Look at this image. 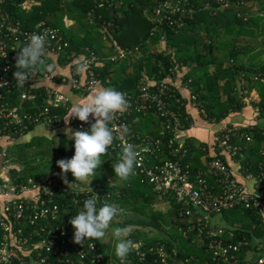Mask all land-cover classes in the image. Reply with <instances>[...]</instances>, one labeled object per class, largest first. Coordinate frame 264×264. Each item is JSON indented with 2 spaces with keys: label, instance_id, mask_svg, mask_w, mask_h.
<instances>
[{
  "label": "trees",
  "instance_id": "1",
  "mask_svg": "<svg viewBox=\"0 0 264 264\" xmlns=\"http://www.w3.org/2000/svg\"><path fill=\"white\" fill-rule=\"evenodd\" d=\"M21 2H26L24 9L19 7ZM165 3L166 0H6L5 8L29 30L41 22L59 28L69 46L57 55L62 57L68 55L69 61L81 56L93 55L94 63L91 69L105 87L134 95L137 84L143 76L159 80L166 76L170 67H177L178 70L182 64L188 67V70L182 77L181 83L190 88L189 94L196 96V103L204 107L205 117L211 122H218L229 113L239 111L245 106V98L249 97L253 90L257 89L258 92L260 84V98L257 102H253V105L258 108V116L264 117V47L255 50L254 44L250 43L251 40L240 43L244 39L243 35L253 34L250 30L245 31L242 25L243 16L231 11L232 8L222 9L216 0H179L177 5L180 10L173 15V18L179 17L180 25L169 26L165 20L161 23L156 22L153 16L156 7L161 8L163 12L166 10ZM173 3L176 4V0H173ZM261 17L263 16L259 15L255 18ZM65 19L72 20V23L67 24ZM259 24L257 22L256 26ZM260 27L264 32V23ZM160 36L164 37L163 50L156 48ZM244 43L247 44L248 51L255 56L254 60L258 62L255 63L254 60L251 62L252 59H249L245 64L240 59L235 64L234 54L238 53L239 47ZM135 46L140 47L139 52L126 54L125 57L120 58V51H127ZM224 46H230V50L225 53L227 60L218 56L215 58L216 52L219 54ZM11 60L15 65L13 56ZM45 61L51 63L48 58H45ZM43 72L45 71H38L40 74ZM218 80H223L224 83L220 85ZM21 91L22 88L15 87L5 93L6 106L17 108L20 113L34 111L36 107L33 103L21 99ZM45 91L44 86H37L32 90L36 103L43 102ZM176 95L180 98L179 112L183 125L179 129H182L190 126L188 120L191 119L188 118L186 110L189 96L184 97L180 93ZM171 102L170 106L174 107L176 103L173 100ZM55 112H58L60 119H63L68 110L58 108ZM145 116L152 118L154 128L149 129L140 122L142 115H132L128 118L130 126H127V133L132 130V134L159 138L162 144L161 152L157 153L158 157L164 154L163 152L166 153L170 147H177L179 152L166 154V158L177 159L188 171L191 180L194 179L195 173L201 170L208 182L214 184L213 176L207 172V164L212 157H219L228 165L224 157L217 152L222 140L234 149L235 157L241 159L243 168L252 175L256 176L264 169V129L256 124H248L237 130L229 126L212 144L213 149H217L216 153L209 155L211 153L207 144L194 143V138L191 137L178 141L175 132L166 131L154 109L148 111ZM36 125L43 124L28 125L24 130L14 134L18 137L20 133H25ZM55 135L50 138L53 147L50 152L51 160L61 158L66 151L72 156L75 152L74 140H68L64 133ZM132 139L136 141L135 137ZM120 152L121 149L113 145L108 148L105 155L101 156V160L104 161L102 171H106L114 179L119 178L115 176L112 163L117 162ZM202 156L204 162H201ZM108 157L111 158L112 163L106 160ZM31 176L37 179V176ZM18 178H23L22 173ZM261 182L264 183V178ZM90 186L92 187H83V191L79 194L69 192L57 195L55 202L60 208L58 210L60 220L65 221V218L77 209L76 205H80L78 209L83 207L82 201L74 204L76 197L90 195L91 191H96L99 197L104 196L109 204H114L120 209L110 228L133 225L135 230L129 238L142 242L138 250L129 253L124 264H215L207 251V239L204 233L198 234L196 227L185 232L187 226L196 225L195 210L188 216H179L180 207L171 201V196L160 198L161 202L163 200L169 205L166 214L161 216L162 222L172 227L175 237L179 235L180 240H185L183 244L178 245L166 236L157 237L152 234V237H146L141 233L140 229L147 228L145 227L147 225H154L159 231L163 228L154 207L157 193L153 192L150 186L140 184L137 177L131 176L129 180L113 185ZM145 186L147 187L144 188ZM131 210L137 214H133V218L127 217ZM214 215H222L227 221L226 224L218 226H222L226 231H233L232 241L241 238L251 243L256 238L264 241L260 239L264 238V220L259 209L246 208L242 205L223 209L211 216L213 227L217 225L212 222ZM247 219L250 220L249 224L245 222ZM139 225L144 227L139 229ZM175 237L171 238L176 239ZM112 240L113 242L106 245V251L111 253L114 259H118L115 255V244L111 246L114 243L113 238ZM249 247V244L243 246L240 254ZM159 250L165 253L163 261L158 253Z\"/></svg>",
  "mask_w": 264,
  "mask_h": 264
},
{
  "label": "built area",
  "instance_id": "2",
  "mask_svg": "<svg viewBox=\"0 0 264 264\" xmlns=\"http://www.w3.org/2000/svg\"><path fill=\"white\" fill-rule=\"evenodd\" d=\"M172 1L166 0L164 12L159 7L154 8L153 16L156 22L161 23L165 20L169 26L180 25L179 17L173 18V15L180 10L177 5L179 0H176V4H172ZM251 1L257 0H216L222 9H230L231 6L245 7ZM5 4L6 0H0V84L7 81V86L0 87V137L3 136L6 141H13L17 138L14 133L24 130L28 125L43 124L51 127L60 124L63 119H60L55 111L58 108L69 110L70 104L68 96L48 85L45 87L43 102L36 103L32 90L38 86V83L51 79V73L45 71L40 74L37 71L30 75L20 93L21 99L32 101L36 109L32 112L20 113L17 108L7 107L5 93L16 87L13 73L17 69L11 60L12 56L15 59L17 51L34 33L46 36V53L57 54L66 49L69 43L59 28L45 25L43 22L36 24L32 30L24 28L20 20L15 19L5 8ZM19 7L24 9L25 2H21ZM163 41L164 37L160 36L157 42L162 44ZM139 51L140 47L135 46L127 51H120L119 56L123 58L126 54ZM93 61V55L81 56L74 60L77 66L82 63L86 65V68L84 73L82 72V77L81 72L75 70L68 80L71 88L82 93L95 88L99 79L95 77L91 69ZM176 68L170 67L166 76L159 80L143 76L137 84L134 95L122 92L128 107L123 113L114 114L109 125L116 130L117 138L113 145L121 150L124 144L135 145L140 155L133 176L137 177L140 184L150 186V189L157 193L158 198L171 196V201L180 207L179 216H188L194 210L197 212L196 225L187 226L185 232L196 227L198 234L204 233L207 239V251L215 264H264V241H257L254 247L256 251L254 258L246 254L242 255L241 248L248 244L251 246L252 243L244 238L232 241L233 231H226L218 225L213 227L211 223L213 214L234 206L242 205L246 208L262 210L264 183L261 181L264 169L256 176L244 169L249 177L257 181L258 193L248 192L237 180L230 167L219 157H212L207 164V172L213 176L214 184L208 182L201 170H198L194 179L191 180L188 171L177 159L166 158V154L178 153L177 147L169 146V150L158 157L157 153L161 152L162 144L159 138L132 134V130L130 133L122 134V129L130 126L128 122L130 116L145 115L151 109H154L159 116L166 131L175 132L181 128L183 124L179 112L180 98L176 95L180 92L175 82L179 79L181 84L184 74ZM62 82H66V79L64 78ZM180 95L184 96L182 93ZM188 96V102L197 104L194 94ZM171 100L176 103L174 107L170 106ZM70 122L77 130H84L94 120L90 115L89 123L82 122L78 118H72ZM133 137L136 141H133ZM220 143L223 146L226 145L225 140ZM226 147L230 148L227 145ZM4 153L3 148L2 154ZM18 177L20 176L6 175L0 178V264H121L119 259H114L112 254L106 251V245L113 241L107 242L105 239L111 228L108 229L104 242L86 239L84 245L74 243L75 229L69 221L82 209H78L80 205H76L77 209L67 216L68 222L67 217L65 221L60 220L58 213L60 208L55 202L57 195L69 192L79 194L82 188L74 185L71 190V186L63 183L61 177L54 174L45 175L39 179L32 176ZM91 197H97L99 205L109 204L107 199L104 196L99 197L96 191H91L90 195L82 198L76 197L74 204L84 202ZM167 200L169 202V199ZM133 241L138 247L142 245V242L135 239ZM158 253L163 261L165 253L162 250Z\"/></svg>",
  "mask_w": 264,
  "mask_h": 264
},
{
  "label": "clouds",
  "instance_id": "3",
  "mask_svg": "<svg viewBox=\"0 0 264 264\" xmlns=\"http://www.w3.org/2000/svg\"><path fill=\"white\" fill-rule=\"evenodd\" d=\"M46 44L45 35L34 33L17 51L15 57L17 70L13 73L16 87L24 88L30 75L37 71L54 72L55 63H46L44 59ZM85 68L86 65L81 63L77 66V71L82 72ZM5 86H7V81L0 84V87ZM127 107L128 102L122 92L112 87L102 86L92 89L86 98L72 102L68 113L63 118L65 124H70L72 118L89 123L90 115L94 122H91L89 128L83 131H74L70 126L64 129V136L68 140H74L75 152L70 159L56 161L61 169V173L58 175L63 183L69 187L73 184L67 180V173L70 171L75 177V182L81 181L90 186L92 179L89 180V177L94 178L96 169L104 162L101 160V156L107 153L108 148L117 138L116 130L109 126L113 116L117 112L123 113ZM127 132L128 128L125 126L122 129V134H127ZM50 135H55V133L50 132ZM139 155L135 145H122L117 162L112 163L115 176L121 181L129 180L135 174ZM119 211L120 209L114 204L99 205L97 197L84 200L82 209L69 221L75 229L74 243L84 245L86 239L104 242L111 222ZM134 230L135 226L133 225L116 227L112 230V237L116 241L115 255L121 264H124L130 252L138 250L137 244L129 238Z\"/></svg>",
  "mask_w": 264,
  "mask_h": 264
},
{
  "label": "crops",
  "instance_id": "4",
  "mask_svg": "<svg viewBox=\"0 0 264 264\" xmlns=\"http://www.w3.org/2000/svg\"><path fill=\"white\" fill-rule=\"evenodd\" d=\"M264 0H257V1H251L249 4H247L245 7H236L232 6L231 11L233 12H238L239 16H243L242 19L244 20L243 26H247L245 24V20L249 18V20H253V22L259 21V23L262 21L264 23ZM255 11V12H251ZM263 16L261 18H255L256 16ZM251 17V18H250ZM262 23V24H263ZM254 25V26H253ZM253 27H259L256 26V24H253ZM261 25V24H260ZM249 29H251L249 27ZM247 31V30H245ZM261 43H264V38H262ZM226 52V51H225ZM46 58L51 60V63L54 62L56 65V68L54 72L51 73V79L49 81H43L41 83H38V86H44L48 85L50 88L56 89L58 91L63 92L66 96L69 98V104L70 107L72 105V102L77 99H84L86 98L89 92L82 93L79 90L71 88L69 84V78L73 76L75 70H77V65H75V62L69 61V56L65 57V60H63L62 56L57 55L56 53L52 52H47L45 54ZM181 70L182 73L185 75L188 67L185 65H180L178 71ZM84 73V71H82ZM81 72L80 76H83V73ZM183 75V76H184ZM66 79V82H62L63 79ZM57 80V81H56ZM176 86L179 90L180 93H182L185 97L189 95L190 88L185 87L183 83L179 84L180 81L179 79L176 80ZM218 83L222 85L224 83L223 80H218ZM97 86H102L103 83L99 81L97 83ZM257 90V89H256ZM256 90H253L252 93H255V95H258V98L256 99H250V94L249 97L245 98L246 103L245 106L242 107L239 111L236 112H231L228 114L230 117H232L233 122H225L227 117L225 119H222L218 122H215L216 124H213L212 122L210 124V120L205 117L204 114V107L201 104H192L191 102H187L186 110L188 113V118L191 120H188V124L192 127L189 128L190 132H180L181 130L178 129L175 131V137L178 141L184 140L186 137H191L194 138V143H205L208 145V150H210L209 155L215 154L217 149H213L212 144L215 142L217 136L224 130H226L229 126H233L234 129H238L239 127L248 125V124H256L259 127L264 129V117H259L258 116V111L256 105H253V102H257L259 97V92L261 90V84L260 87H258V92ZM221 93V91H220ZM214 95V94H213ZM32 103V101H30ZM260 108V107H259ZM70 109V108H69ZM69 111V110H68ZM58 113V112H57ZM59 115V113H58ZM141 119V121H140ZM139 119L140 122H143L142 124L147 125V128L149 129L154 128L153 126V120L149 116L142 115V117ZM207 123L208 125H205ZM211 125V127H210ZM71 127L73 129V124L70 122V124H65L64 119L62 122L58 125L51 126V128L44 127L43 125H36L33 126V128L25 133H20L17 138L13 141H6V138L0 137V178L1 177H6V175H18L21 176L22 171V165L25 163L24 159L25 153L29 151L31 145L33 144L32 142L35 141V139L42 138L47 142V145L49 146V150L53 147L50 146L48 142H50V138L54 137V135H50V132H54L55 134L57 133H64V129L66 127ZM189 127V126H188ZM75 128V127H74ZM187 128V127H186ZM76 129V128H75ZM74 129V131H75ZM77 130V129H76ZM180 130V131H179ZM46 134L47 137L44 135ZM29 135H32L33 137L29 139ZM209 140L210 143H207ZM40 143L37 144L39 146ZM219 147L217 152L220 153L228 165L230 166V169L234 172L235 177L237 178L238 181H240L245 189L250 192V193H258L259 190L257 189V181L253 177H249L247 173L244 171L243 165L241 164V159H237L234 155V149H231V147L228 149L227 147H224L219 143ZM5 149L4 155L2 154V149ZM47 149V148H45ZM25 150V151H23ZM232 150V151H231ZM38 151H42L38 149ZM11 152L14 156L9 159L8 154ZM18 152V153H17ZM52 152V150L49 151ZM27 162V161H26ZM55 162V163H54ZM54 162L49 161V165L51 167H54L53 165H57L56 161ZM201 162H204V157H201ZM31 168L33 167L30 166ZM55 168V167H54ZM58 175L59 173L57 172H52L50 171L46 175ZM37 176V179L44 177L45 175L42 176V174L35 175ZM60 176V175H59ZM35 178L34 176H32ZM75 180V177H73ZM264 178V174L262 179ZM1 180V179H0ZM260 183V182H259ZM261 184V183H260ZM76 187V186H75ZM78 187V186H77ZM84 185H80L78 188H83ZM262 217L264 219V200L262 201V210H261ZM224 218L222 215H214L212 217V222L217 224V225H222L226 224L227 221H223ZM262 239V238H260ZM264 240V239H262ZM258 239H255V241L252 242V245L247 249L244 254L247 256L254 258L256 251L254 249L255 245L257 244ZM242 254V255H244Z\"/></svg>",
  "mask_w": 264,
  "mask_h": 264
},
{
  "label": "rangeland",
  "instance_id": "5",
  "mask_svg": "<svg viewBox=\"0 0 264 264\" xmlns=\"http://www.w3.org/2000/svg\"><path fill=\"white\" fill-rule=\"evenodd\" d=\"M32 3H34V4H37L36 2H32ZM264 3V2H263ZM25 6H26V2H25ZM251 12H255V11H251ZM263 12H264V10H263ZM256 13V12H255ZM251 18V17H250ZM264 18V17H263ZM264 20V19H263ZM65 22L67 23V24H70V23H72V20H69V19H65ZM257 22H259V21H257ZM256 22V23H257ZM256 23H254L253 22V20H249V18L247 19V20H245V24L247 25V26H244V28H245V30H250L251 31V33H253V34H249V35H243L242 37L244 38V39H242V41L240 42V43H242V42H249L250 40V43H253L254 44V49L255 50H258V49H261L262 47H264V43H263V45H262V43H261V40H262V38H264V32H263V30H262V27H260V24H262V21L260 22V24L258 25L259 27H253L254 25L253 24H256ZM253 25V26H252ZM249 27L251 28V29H249ZM242 30V28H240V30L239 31H241ZM245 32V31H244ZM254 38H257V39H254ZM252 40H254V41H252ZM246 43H244V44H242L240 47H239V49H238V53L237 54H234V57H235V64H236V62L238 61V60H240V59H242V61H244V63L245 62H247V60L249 61V59H252V60H250L251 62L254 60V58H255V56L253 55V54H251L249 51H248V49H247V44ZM157 47H158V50H163L164 49V47H163V43L162 44H158L157 45ZM228 50H230V46H224L223 47V51H219V54H217V52H216V55H215V58H216V56H218L219 58H221V59H226L227 60V55L225 54L226 52L225 51H228ZM225 54V55H224ZM213 57H214V55H213ZM209 59V58H208ZM63 60H65V57H63ZM254 62L256 63V62H258V61H255L254 60ZM246 64V63H245ZM256 98H258V95H255V93H252L251 95H250V99H256ZM228 116V115H227ZM226 116V117H227ZM225 117V118H226ZM225 118H223V119H225ZM232 120V117H230V115L227 117V119H226V121L225 122H233V121H231ZM212 122H210V124H211ZM213 124H216V123H213ZM205 125H208L207 123H205ZM212 125V124H211ZM211 125H210V127H211ZM192 127V125L191 126H189V127H187V128H182V129H180L179 131L180 132H190L189 131V128H191ZM75 128L73 127V130H74ZM76 130V129H75ZM46 137H47V135L46 134H44ZM33 136L32 135H29V139H31ZM205 141H207V140H205ZM33 144L31 145V147H30V149H29V151H27L26 153H25V157H27L26 159H24V161H25V163L22 165V171H24L23 173H22V176H23V178H27V177H29V176H31V175H38V174H42V176L43 175H46V174H48L50 171H52V172H57V173H61V169L58 167V165H53L54 167H51L50 165H49V161L52 163V162H54V160L55 161H57V160H60V159H70L72 156H70V153L69 152H65V155H62L61 156V158H59V159H52L51 160V158H52V154H49V151L50 150H52V148L49 150L48 148H49V146L47 145V142L44 140V139H42V138H38V139H35V141H33L32 142ZM38 143H40V145L39 146H37V144ZM49 144H50V142H48ZM52 143V142H51ZM207 143H210L209 142V140L207 141ZM50 146H52L51 144H50ZM45 148H47V149H45ZM38 149H40V150H42V151H38ZM23 151H25V150H23ZM9 153V152H8ZM18 153V152H17ZM14 155L10 152L9 154H8V158L9 159H11L12 157H13ZM106 160H108V162L109 163H112V160H111V158H107ZM27 161V162H26ZM55 163V162H54ZM33 165V167L31 168L30 166H32ZM102 167H103V164L100 166V167H98L97 169H96V175L94 176V178L93 177H89V180H91V182H90V185H98V184H102L103 186L104 185H113V183H121V180H119V179H114L109 173H107L106 171H102ZM101 171H102V173H101ZM29 174H31V175H29ZM74 176L72 175V173L69 171L68 173H67V180L70 182V183H73L72 185H71V190H73V188H74V185L77 187H79L80 185L82 186V185H84V187H92V186H89L87 183H84V182H81V181H76L75 182V180H74V178H73ZM147 186H145L144 188H146ZM147 190V189H146ZM141 200V199H140ZM161 199L160 198H157L156 197V200H155V202H154V207L156 208V212H157V217H158V219H160L161 220V222H162V219H161V216L165 213L166 214V212H167V208H168V204H166V202H164L163 200H162V202L160 201ZM129 212V211H128ZM131 213H129V215L127 216V217H129V218H133L134 216H133V214L134 215H137L133 210H131L130 211ZM126 217V218H127ZM264 220V219H263ZM146 221H149V220H146ZM246 223H250V220H246L245 221ZM143 223V222H142ZM144 224V223H143ZM247 224V225H248ZM169 224H164L163 222H162V230L161 231H159V229L158 228H155V226L154 225H147V226H145V227H147V228H144V229H140L141 227H144V226H141V225H139L138 226V228L140 229V231H141V233L143 234V235H145L146 237H152V234L154 235V236H157V237H160V236H166L167 238H169V240H171V241H174L175 243L177 242L178 243V245L179 244H183L184 243V241L185 240H180V237H179V235H176V237H175V235H174V231H172L171 230V228L172 227H170V226H168ZM114 228L113 227H111V230H110V232H109V234L107 235V237L105 238L106 239V241L108 242V240H110V241H112V230H113ZM163 230H165V231H163ZM157 233H159V234H157ZM161 233V234H160ZM153 236V237H154ZM175 237L176 239H174V238H171V237ZM183 236V235H182ZM185 236V235H184ZM262 238V237H261ZM114 239V238H113ZM256 239H258V238H256ZM262 239H264V238H262ZM176 240V241H175ZM253 241H255V240H253ZM252 241V242H253ZM113 242V241H112ZM176 243V244H177ZM114 244H116V241L114 240V243H112L111 244V246L113 247V245ZM252 245V244H251ZM243 254H244V252H243Z\"/></svg>",
  "mask_w": 264,
  "mask_h": 264
}]
</instances>
